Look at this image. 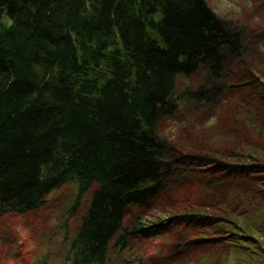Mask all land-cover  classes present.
<instances>
[{
  "label": "trees",
  "instance_id": "16d2710c",
  "mask_svg": "<svg viewBox=\"0 0 264 264\" xmlns=\"http://www.w3.org/2000/svg\"><path fill=\"white\" fill-rule=\"evenodd\" d=\"M261 36L206 0H0V214L37 215L74 184L64 264H107L173 224L156 264H264V83L231 62ZM189 105L216 125L163 139ZM156 203L183 214L128 220Z\"/></svg>",
  "mask_w": 264,
  "mask_h": 264
},
{
  "label": "rangeland",
  "instance_id": "374dc122",
  "mask_svg": "<svg viewBox=\"0 0 264 264\" xmlns=\"http://www.w3.org/2000/svg\"><path fill=\"white\" fill-rule=\"evenodd\" d=\"M206 1L209 7L210 4H213V0ZM229 3L231 7L226 13L220 9L224 18L221 19L217 15L227 26L234 30L249 27L257 33H262L261 37H257L251 42L246 62L231 60L234 64L233 70L239 73L238 68L245 69L244 64L247 66L250 64L249 67L255 78L260 83H264V0H229ZM210 8L212 9V7ZM244 80L248 81L247 78ZM190 85H194V81L183 77L179 78L176 95H180ZM212 116L213 114L202 116L194 106L189 105L182 109L178 118L160 120V134L163 139L173 142L177 139L180 130L184 129L187 124H195L197 128V125L201 126L200 122L204 125ZM173 123L179 127V132L171 140L164 138L165 130ZM77 195L76 185L70 184L48 197L46 208L37 211V215L9 218L7 215L0 214V264H41L47 259L49 264L66 263L67 248L62 245V236L66 225L76 222V217L71 215V207L74 205ZM86 198L88 199V195ZM182 214L183 212L173 214L170 207L156 203L148 209H132L127 218L131 221L134 220L138 226L142 225L147 228ZM169 227V233L161 238L132 237L127 242L124 251L117 248L111 249L107 264H156L152 260L163 255L167 256L168 245L174 243L172 234L177 228V224ZM17 249L21 250L23 255ZM180 261L181 264H197L196 259L192 257H183Z\"/></svg>",
  "mask_w": 264,
  "mask_h": 264
},
{
  "label": "clouds",
  "instance_id": "9594fccd",
  "mask_svg": "<svg viewBox=\"0 0 264 264\" xmlns=\"http://www.w3.org/2000/svg\"><path fill=\"white\" fill-rule=\"evenodd\" d=\"M210 7H212L213 12L220 16L221 19H223V15L221 14L220 9H223V11L226 13L229 8L231 7L229 0H213V4H210ZM217 123V119L215 116L210 117L203 125L204 128H211L214 127ZM200 130V126L197 125V131ZM179 132V127L173 123L172 126H169L164 133V138L173 139L175 138L176 134Z\"/></svg>",
  "mask_w": 264,
  "mask_h": 264
}]
</instances>
